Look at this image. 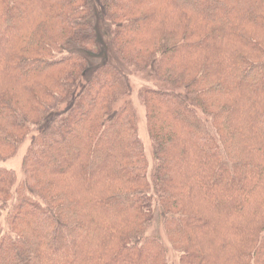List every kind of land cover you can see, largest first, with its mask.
Listing matches in <instances>:
<instances>
[{
  "label": "trees",
  "instance_id": "1",
  "mask_svg": "<svg viewBox=\"0 0 264 264\" xmlns=\"http://www.w3.org/2000/svg\"><path fill=\"white\" fill-rule=\"evenodd\" d=\"M27 140L0 264H264V0H0V162Z\"/></svg>",
  "mask_w": 264,
  "mask_h": 264
},
{
  "label": "rangeland",
  "instance_id": "2",
  "mask_svg": "<svg viewBox=\"0 0 264 264\" xmlns=\"http://www.w3.org/2000/svg\"><path fill=\"white\" fill-rule=\"evenodd\" d=\"M143 83H144L143 79H139L138 77L135 76L130 77V86L132 88V99H133L132 103L137 116V124H136L137 137L144 148V153L147 159H149V161L152 162L151 159L152 141L150 139L148 132V121L146 117L147 112H146V108L143 107V105L139 102L137 96L138 91ZM149 83L152 84L151 82H148V84ZM28 145H29V141L27 140L26 142H24L22 145L19 146L13 158L3 163L0 162L1 166H4L15 173L17 180H20L23 177L22 161ZM150 233L152 235H157L161 239V241L165 244V246L168 249L170 262H172V260H174V256L172 255L171 253L172 251H170L169 246L165 243L163 227L162 224L160 225L157 216L155 217L152 223V226L150 228Z\"/></svg>",
  "mask_w": 264,
  "mask_h": 264
}]
</instances>
